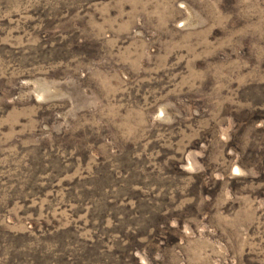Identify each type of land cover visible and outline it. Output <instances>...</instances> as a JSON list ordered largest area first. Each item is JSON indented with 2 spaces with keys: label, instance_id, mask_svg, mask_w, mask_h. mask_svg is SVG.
Returning a JSON list of instances; mask_svg holds the SVG:
<instances>
[{
  "label": "rangeland",
  "instance_id": "rangeland-1",
  "mask_svg": "<svg viewBox=\"0 0 264 264\" xmlns=\"http://www.w3.org/2000/svg\"><path fill=\"white\" fill-rule=\"evenodd\" d=\"M0 264H264V0H0Z\"/></svg>",
  "mask_w": 264,
  "mask_h": 264
}]
</instances>
